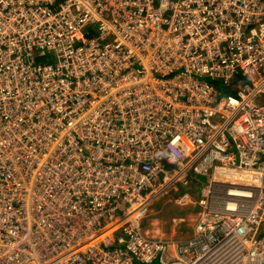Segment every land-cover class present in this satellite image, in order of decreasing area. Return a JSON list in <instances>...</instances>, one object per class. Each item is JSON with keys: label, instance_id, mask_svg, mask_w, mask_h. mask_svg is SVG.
Instances as JSON below:
<instances>
[{"label": "built area", "instance_id": "1", "mask_svg": "<svg viewBox=\"0 0 264 264\" xmlns=\"http://www.w3.org/2000/svg\"><path fill=\"white\" fill-rule=\"evenodd\" d=\"M155 262L264 264V0H0V264Z\"/></svg>", "mask_w": 264, "mask_h": 264}, {"label": "rangeland", "instance_id": "2", "mask_svg": "<svg viewBox=\"0 0 264 264\" xmlns=\"http://www.w3.org/2000/svg\"><path fill=\"white\" fill-rule=\"evenodd\" d=\"M191 198V203L185 207L177 205L173 197L162 200L142 218L140 222L142 232L157 234V236L165 238L170 237V235L177 237L189 233L197 222L199 214L197 207L191 206L196 199L194 193ZM173 219L177 220L176 223H173ZM179 219H182V221L179 222ZM154 264H157V262Z\"/></svg>", "mask_w": 264, "mask_h": 264}, {"label": "crops", "instance_id": "3", "mask_svg": "<svg viewBox=\"0 0 264 264\" xmlns=\"http://www.w3.org/2000/svg\"><path fill=\"white\" fill-rule=\"evenodd\" d=\"M172 221H173V223H176V220L173 219Z\"/></svg>", "mask_w": 264, "mask_h": 264}, {"label": "trees", "instance_id": "4", "mask_svg": "<svg viewBox=\"0 0 264 264\" xmlns=\"http://www.w3.org/2000/svg\"><path fill=\"white\" fill-rule=\"evenodd\" d=\"M226 92H229L228 89L226 90Z\"/></svg>", "mask_w": 264, "mask_h": 264}]
</instances>
